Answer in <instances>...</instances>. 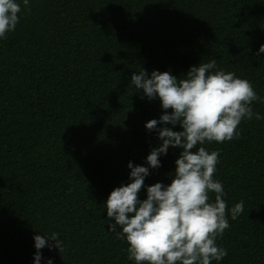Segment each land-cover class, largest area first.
Returning <instances> with one entry per match:
<instances>
[{"label":"trees","instance_id":"1","mask_svg":"<svg viewBox=\"0 0 264 264\" xmlns=\"http://www.w3.org/2000/svg\"><path fill=\"white\" fill-rule=\"evenodd\" d=\"M17 2L19 23L0 38V264H34L33 237L53 233L64 250L41 249L40 264H135L104 202L130 182L129 161L147 167L161 141L145 124L162 110L131 75L179 79L215 60L213 72L248 80L264 99V0ZM252 109L262 118L243 119L237 137L197 146L219 150L214 179L228 209L244 202L212 264H264V102ZM180 151L160 156L145 187L170 183Z\"/></svg>","mask_w":264,"mask_h":264},{"label":"clouds","instance_id":"2","mask_svg":"<svg viewBox=\"0 0 264 264\" xmlns=\"http://www.w3.org/2000/svg\"><path fill=\"white\" fill-rule=\"evenodd\" d=\"M22 3L30 11L29 0ZM20 12L17 0H0V38L15 30ZM260 53H264V45L257 55ZM216 63L211 60L192 66L179 79L156 70L149 75L144 69L131 75L135 89L143 90L149 100L158 99L162 110L158 120L145 124L146 130L155 131L161 141L147 155V167L134 166L129 161L130 182L113 189L104 202L107 217L114 221L108 230L115 232L119 226L117 238L127 242L128 259L135 264H212L227 255L216 241L229 228L228 215L236 220L244 211V202L228 209L223 185L214 179L219 150L209 152L197 146L237 137L243 119L262 118L253 111L252 103L264 99L248 80L223 70L213 72ZM167 125H178L182 130L174 131ZM169 148L181 149L170 183L145 187L149 169L161 166L159 158ZM141 189L146 191L143 200L138 195ZM57 236L53 233L51 237H33L37 250L34 264H40V250L45 247L56 248L59 253L64 250ZM46 264H53L52 259H47Z\"/></svg>","mask_w":264,"mask_h":264}]
</instances>
